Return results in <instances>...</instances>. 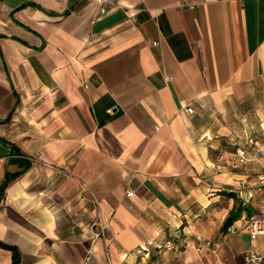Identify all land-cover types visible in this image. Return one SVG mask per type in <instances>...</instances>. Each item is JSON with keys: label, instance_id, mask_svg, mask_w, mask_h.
Instances as JSON below:
<instances>
[{"label": "crops", "instance_id": "crops-1", "mask_svg": "<svg viewBox=\"0 0 264 264\" xmlns=\"http://www.w3.org/2000/svg\"><path fill=\"white\" fill-rule=\"evenodd\" d=\"M107 7L0 0V186L20 171L0 241L21 264L90 253L88 264H243L252 246L264 252L243 220L264 215L258 165L235 155L264 140V0ZM92 193L108 247L92 232ZM197 235L210 245L197 250ZM167 239L182 252L156 246ZM12 256L0 247V264Z\"/></svg>", "mask_w": 264, "mask_h": 264}, {"label": "built area", "instance_id": "built-area-1", "mask_svg": "<svg viewBox=\"0 0 264 264\" xmlns=\"http://www.w3.org/2000/svg\"><path fill=\"white\" fill-rule=\"evenodd\" d=\"M99 6L98 14L99 15H105L109 12V8L107 7L108 3H111L112 0H92ZM187 7L194 8V3L184 4ZM187 113L189 115L194 114V109L192 107L187 108ZM251 146L250 148L247 147H238L235 150V155L237 156V159L240 163L247 162L249 160H253L258 165V173L257 178L258 181L261 183L260 188L264 186V140L260 138L252 139L250 142ZM133 195V192H129L128 196ZM92 200H94V203L97 206V217L94 221L95 225L99 226L98 230H92L93 235L96 239L102 238L105 242V246L108 247L109 242L112 240V238H109L107 235V230L109 228L108 223H103L100 220L101 214L99 211V202L95 194L92 193ZM243 220L245 221L246 230L248 231L251 242H256V239L259 236H264V215H245ZM228 231L234 232L237 231V227L235 225H230L228 227ZM196 240V249H202L205 246L208 247L210 245V242L208 240H205L202 236L197 235L195 236ZM187 245V244H186ZM156 246L160 249H170L175 252H182L183 248L182 246H179L175 243L173 239H167L163 241L162 243L156 244ZM141 259L136 264H148L145 261V254L141 255ZM92 259V254H88L86 258L85 264H88L90 260ZM109 263L112 264L110 258ZM144 259V260H143ZM186 264V263H183ZM243 264H264V252L261 251L256 246H252L249 251L246 253Z\"/></svg>", "mask_w": 264, "mask_h": 264}, {"label": "trees", "instance_id": "trees-1", "mask_svg": "<svg viewBox=\"0 0 264 264\" xmlns=\"http://www.w3.org/2000/svg\"><path fill=\"white\" fill-rule=\"evenodd\" d=\"M70 9H74L73 5L70 6ZM70 10H68L67 12H69ZM12 150L14 152V155H17L19 154V150L16 148V146H12ZM16 161H18L20 163V165H22L23 169L27 168L30 166V160L29 159H15ZM20 171H17L15 173H12L10 175H7L5 178H4V181L2 182L1 186H0V203L2 201V199L4 198V195H5V190L9 184V182L11 181V179L13 177H15L16 175L19 174ZM233 221V217L232 216H229L228 219L226 220L225 222V226L226 227H229L231 225ZM0 247H4V248H7V249H10L13 253V256H12V264H21V252L19 250V248L15 245H11V244H7L5 242H2L0 241Z\"/></svg>", "mask_w": 264, "mask_h": 264}]
</instances>
